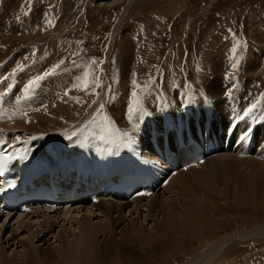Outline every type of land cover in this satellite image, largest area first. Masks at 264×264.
Returning <instances> with one entry per match:
<instances>
[{
    "label": "rangeland",
    "instance_id": "rangeland-1",
    "mask_svg": "<svg viewBox=\"0 0 264 264\" xmlns=\"http://www.w3.org/2000/svg\"><path fill=\"white\" fill-rule=\"evenodd\" d=\"M4 1H8V5L13 8L14 14L11 13V10L8 11L11 16L9 19L12 20L15 15L20 24L24 25L19 27L16 32L8 33V31H5L6 33L4 35L2 34L3 36L1 37L8 42L14 40L12 43H15L14 46H18V48L14 49L15 47L11 46L12 48L3 50V48L0 47V62L11 54V52L14 53V56L12 55L10 57V59L13 60L18 52L20 53L25 47L27 48L29 45V47L34 46L33 51H36L38 45H42L41 42H47L49 50H55V52L60 54L57 64L63 61V63L60 64L61 67L58 69H62L67 64H80L79 68H82L83 71H86V73L90 74L92 77V79H90V84L87 81V83L84 82V85L87 84L86 90H88V86H90L89 92H85L88 94V97L85 99L83 98L84 103L83 101L81 103H76L75 101L62 100L54 106L49 107L56 102L58 95L63 92L60 85L54 82L53 90L50 95L46 94L49 88L43 84L48 83L47 78L45 81H40L34 86V88L38 89L40 95H45V97L49 96V99L52 101L49 106H46L49 107V113L46 114L47 116L50 114L49 116L52 119L56 118L55 113L57 112L58 106H66V109H58L60 110L58 114L64 116L60 122L51 124L46 128L37 126V123L28 124V133L34 135L38 133H50L51 135L48 137L51 139L55 137L59 143H56L54 146L60 145L62 141H64L60 146L64 148L65 152H67V148L74 150L71 148L72 146H69V142L68 146L65 145L67 144V140L70 139L71 133H85V131L82 130L86 125L94 130L96 135L103 132L104 126L108 125L109 128L114 126L112 123L114 121V116L109 113V118H106L104 115H101V111L105 109V111L108 112V107L112 101L113 107H120V101L110 99V95L114 88L117 90V87H121V81L125 79H127V90H129V87H134L130 95L131 100L134 101V99H138L140 102L141 100L144 102L143 98L149 93L151 87L157 86L158 88L162 86L163 89L164 85L168 84L175 88L174 90L176 91L182 88L185 89L186 86L183 85L190 84V79L195 81L194 78H196L197 75H206V70L209 71L212 62L225 60L224 63H226L228 67H226L228 73L224 74V77L227 76L228 78L231 75L228 79L229 81L232 80L231 82L234 83L235 89L240 88L244 83L248 86L245 88L247 91H244L246 95L253 93V91L264 92V49L260 50L261 46L259 45L261 44L253 40V37H256L257 34L259 37L264 36V34H261L264 32V0H118L120 3H112L115 0H30V3L28 0H0V12L4 11L2 6V2ZM16 3H18L17 8L15 5ZM58 7L62 12V16L55 20L53 17L55 16L56 18L57 16ZM15 8L16 10H14ZM84 8H86V10ZM25 12H27L28 15H24L23 13ZM25 19H27V21ZM8 26V30L11 29V31L15 28L11 24ZM112 32L114 33V37ZM231 32L237 37L236 40L231 37ZM17 36L22 39V36H27L24 42L25 46L21 45L19 42V45L17 44L15 40L18 38ZM136 36L140 38L142 43V46L139 48L136 46ZM7 37H9L10 41ZM29 37L30 39L35 37V39L38 40H33L31 41L32 43H29ZM231 39H233V41H231ZM213 42H215V44ZM254 43L255 45H253ZM10 45L9 43L8 47H10ZM76 45L77 47H75ZM234 46L237 47L235 59L239 60L236 68L232 67L234 62L232 48ZM223 47H225V49L221 50ZM214 48L218 51L221 50L220 53H217V50ZM17 49L21 50L17 51ZM210 50L211 52H209ZM213 50L215 51L214 53H212ZM224 51L228 53L226 59L222 60V57L226 56ZM29 52L31 56L27 55V57H30L32 60L36 53L33 55L32 49ZM256 52L259 53L258 55H261L257 56L258 60L254 63L252 61L255 58L253 53ZM209 54H212V56ZM106 55L109 56L107 64L105 63ZM216 55H218V57ZM23 56L24 54L21 56V59ZM206 56H210V59L208 57L206 58ZM212 57L215 58L212 59ZM137 58L140 61L139 64H136ZM215 59H217V61ZM31 60L25 64L23 70L25 71L23 75L27 76L26 82L28 83L30 80L34 79L33 77L38 76V73L34 70L32 72L26 71ZM210 61L212 62L210 63ZM4 62L5 60L2 63ZM246 62L250 64L246 65ZM252 62L254 65H251ZM256 62H259V66L255 65ZM262 62L263 64H261ZM86 66L88 71L85 70ZM49 67L48 64L46 68L48 69ZM46 71L47 70L43 69L40 73L42 74ZM251 72L256 75H250L249 73ZM106 74L109 76V79H104ZM23 75L20 77L19 86L22 85ZM52 75H45L43 77H51ZM55 75L57 74L55 73ZM207 76L209 77L210 75ZM159 77H161V84L158 85L156 81ZM241 80H243V83ZM133 81H135L136 84H134ZM106 82L108 83L106 84ZM54 85L56 87H54ZM227 85L228 84H225V86ZM93 87L95 88L94 92H92ZM105 88L107 89L106 91ZM152 89H154V87L151 88V90ZM235 89L233 88L231 91ZM128 92L130 93V91ZM133 92L136 93L135 98L133 97ZM172 92L165 96L162 94L158 95V98H160L158 99V104H165L160 100H167L174 106H178L180 102L179 100L177 101ZM74 93H79V89L74 90ZM105 93H107L106 98H104ZM206 93L209 98H214L208 91ZM13 94H16L15 91ZM71 95L72 94H68V96ZM26 98L29 99V93ZM76 99L77 98H75V100ZM102 99H107V106H103L99 110V116L98 112H96V107L101 104ZM153 106L156 107V103L153 104ZM46 107H43V109ZM164 107L166 109L164 108L165 110L160 112L161 117L165 120V128L168 127L169 131H171L170 129L174 126L170 124V118L167 116L166 104ZM261 108L262 106L259 105L257 110L262 112L263 110ZM150 110L153 114L158 115L156 110H152V108ZM206 112L208 113H206V115L209 116V111L206 110ZM91 113L92 115H90ZM71 116L75 117L71 119ZM87 118H89V121H87ZM71 120L72 122H70ZM128 120L125 122H128ZM128 123H124V125H128ZM2 130L3 131L0 132L5 134L4 129ZM257 130L264 132V126L262 129ZM23 133H25L24 130H18L16 132V134ZM104 133L108 135L107 133L109 132L104 131ZM110 133L118 134V131L112 129ZM64 135H67V137L69 136L67 140ZM61 137L65 140L60 139L59 142L58 139ZM8 139L14 142L15 138L9 136ZM40 142L50 144L44 140ZM63 145L66 146V149ZM220 157L222 156L220 155ZM228 172L229 174L232 173L231 175L235 174H233V170H228ZM225 174H220L221 179L229 176ZM259 177L261 179L263 177V181L261 180L260 182L259 180V184L253 182L250 187H247L249 191L247 202L239 203V205L236 203L230 205L224 217L215 219L204 231L205 233L203 234L205 235L199 236L200 238L198 237L200 240L198 238L192 239L198 240V243L194 245L195 247L182 243V246L179 248H173L172 252L168 250L164 252H154L150 247L144 248L141 245H138L137 248H131L129 247L130 242L120 237L119 231L122 225L119 223L117 232L113 234L110 239L109 237L106 239L104 237L97 238L98 244H100L99 251H109V253L103 256L97 264H125L127 261L131 262V264H189V261H192L195 254L202 251H210L217 243H222L223 245V248L220 249V254H222L220 257L223 260L227 258L226 253L228 252L227 254L231 256L230 259L234 260L235 264H264V232L261 233V231L264 230V199L260 198L254 200V189H260V184H262L261 187L264 186V176ZM161 189L162 190L156 193L160 196V199L170 196L171 193L163 190V188ZM260 191L263 193L262 190ZM261 195L262 194H259L260 197ZM150 197L151 196H148V198ZM104 198L112 200L108 197ZM225 200H228V198H225ZM77 205H80V203L73 204L70 209ZM63 211L60 210V213ZM60 213L57 215H61L62 218L63 213ZM127 214L128 211H126V215ZM1 215L2 214H0V226H3V228L0 227V234L3 238L0 243L1 247H7L5 249L6 253L11 254L9 258H15V255H18V262L25 264L24 259L20 258L21 254L24 257L25 251L26 253H32L35 250V248L30 245L29 241L31 238L29 240L26 239L29 235V231L25 228H21L20 231L16 229L18 227L15 226L18 218L16 215H13L11 221H9L11 215L10 217L9 214L8 217L7 214H3L5 216ZM137 215H139V218L137 217L136 223L138 224L136 225L139 226L142 222L148 234L153 228L154 218H149L147 220L142 210L140 213L138 212ZM69 216L71 217V215ZM69 216L68 218L66 216L67 219L65 224L60 221L59 224V222L57 223L55 221L51 231L45 230V222L44 225L42 223L44 229L41 230L42 227L37 226L38 219H32V225L29 227L31 230L30 232L34 233L39 230V232H42V236L46 233L49 240L44 243V241H39L37 237L34 246L46 249V252L48 253L49 251L50 253L49 259L52 258V261L37 262V264L72 263L63 261L59 258L60 251L58 252L55 249V247L59 246L57 244H63V240L58 241V239H55L57 235L64 234L62 235L64 243L72 239L74 240L78 236L79 230L74 224L71 226ZM135 216L133 215L132 217ZM72 217L76 216L74 215ZM156 219L160 220L161 216H158ZM126 220L127 217L122 224H125ZM34 222L36 223L34 224ZM9 225L14 226L13 230L8 227ZM48 231L50 233L52 232V234L50 235ZM251 234L252 236H248ZM203 237H207L208 242L204 243L202 241ZM155 246L158 248L163 247V245L158 243ZM122 248L125 252L122 251Z\"/></svg>",
    "mask_w": 264,
    "mask_h": 264
},
{
    "label": "bare ground",
    "instance_id": "bare-ground-1",
    "mask_svg": "<svg viewBox=\"0 0 264 264\" xmlns=\"http://www.w3.org/2000/svg\"><path fill=\"white\" fill-rule=\"evenodd\" d=\"M112 3H120V2H118V0H115ZM17 4L18 3L15 4L16 8H17ZM2 6L4 8V11L0 12V47L3 48V50H6L12 47H15L14 46L15 43H12V41L14 42V40L10 41L9 37H7L8 40L10 41L8 42L6 39H4L1 36H3L7 31L8 33L16 32V30L18 31V28L24 24L21 25L20 22L16 23L15 15L12 20L9 19L11 18V16L8 11L11 10V13L13 14L14 12H13V8L10 5H8V1L2 2ZM16 8L14 10H16ZM25 20L27 21V19ZM9 24L15 27L13 31H11V29L8 30ZM261 34H264V32ZM112 35L114 37V33ZM22 37L23 39L18 37L15 40L17 44L19 42L21 45L25 46L24 42L27 36H22ZM32 38L30 39L29 37V41H28L29 43L33 40H38V39H35V37H32ZM253 40L261 44L259 45L261 46L260 50L264 49V46H263L264 36L259 37V35L257 34L256 37H253ZM9 43L11 44L10 47H8ZM213 43L215 44V42ZM41 44L42 45H39L38 47V53H36L35 57L31 60L29 67L26 68V71H29V72H32L33 70L36 71L38 73V76L41 74L40 72H42L43 69L47 70L46 67L48 66V64L51 67L57 64L59 62L58 58L60 56V54L55 52V50L51 49L52 50L51 51L48 49L47 42H41ZM253 45H255V43ZM29 46L27 48L25 47V49L23 50L17 49V51L18 50H21V51L20 53L18 52L17 56L14 57L13 60L8 59V61H5L4 63L0 64V96L2 97L7 96L9 90H11L12 96L10 97V99L12 97H15L14 101H12L10 105H9L8 100H5V101L2 100V102H0V110L2 111L4 110L3 112L0 111V116H2V118H0V131H3L2 129H4V133H5L3 134L2 132H0V139H3V138L6 139L9 136H12L13 138H15L14 142H16L18 141V138H16V135L29 136V135H26V131L28 132V129H27L28 124L37 123L36 124L37 126L46 128L51 124L58 123L61 121V119L64 118V116L58 114V112L60 111L58 109L59 108L66 109V106H58L57 112L55 113L56 118L54 119H52L49 116L50 114H48V116L46 115L47 113H49L48 112L49 107L54 106L56 103H59L62 100L75 101L76 103H81L83 101L84 103V99L88 97V94L85 93L87 91L86 90L87 87H85L84 85V87L80 86L78 88L77 83H76V81L78 80L79 71L81 70L79 68L80 64H67L62 69H58L55 71L57 72L56 73L57 75L53 74L55 76L47 77L48 83H43L44 85H46V87L49 88L48 92L46 93L47 95H50L52 93L54 82L60 85L63 92H61L58 95L56 102L49 106V104L52 101L49 99V96L45 97V95H43V96H40V98L45 97V100L41 99V105L35 100H33L30 102L29 104L30 106L24 109L25 107L24 104L29 103V99L26 98L27 94H25L24 91H20L19 93H17L16 88L19 86L20 77L24 74L25 71L23 70L17 71L16 74H12V72L16 66V61L21 59V56L23 54L24 55L28 54L31 56L29 51L33 49L34 46H31V47ZM16 48H18V46L15 47L14 49ZM224 49L225 47H223L221 50H224ZM221 50L219 51L217 50L216 52L220 53ZM209 52H211V50ZM214 52L215 51L213 50L212 53ZM224 52L226 53V51ZM227 53H226V56L221 55L223 56L222 60L226 59ZM258 54H259L258 52L253 53V56L256 58L252 60L254 63L256 60H258L257 56L261 55V54L260 55ZM210 56H212V54ZM210 56H206V58L208 57L210 59ZM216 56L218 57V55ZM214 58L215 57H212V59ZM215 60L217 61V59ZM224 61H219V60L217 62L210 61V63L212 62L211 63L212 65H211V68L209 67L210 69L208 68L209 71L206 70L207 74L197 75V77L194 78L195 81L190 79L189 80L190 84L183 85V86H186V88L183 89V91L185 93H191V90L193 87L195 88L199 87L204 92L208 91V93L213 95L215 99L214 98H210V99L215 103V106L217 108L216 115H218V117L222 116L223 126L225 127L226 124L228 126V123H229L228 116L230 115L232 111L237 110L235 106L238 104L242 105L246 101H248L250 104L258 103V106L261 105L262 106L261 109L264 110V92L263 91H258V92L253 91V93L248 92L250 94L246 95L244 91H247L245 88H247L248 86H246L243 83V80H241L243 85H241L240 88L235 89L236 87L234 86V83L231 82L232 80L229 81L228 79L231 75L228 78L227 76L224 77V74L228 73L227 72L228 67L226 66V63H224ZM253 62L251 63V65L253 64ZM259 62L258 63L256 62L255 65L259 66ZM248 64L250 63L246 62V65ZM261 64H263V62ZM59 72H62V73H59ZM249 74L253 75L255 73L251 72ZM207 75H210V76L208 77ZM26 81H27V76L23 75L22 84L24 83L28 84V82ZM107 83L108 82H106V84ZM225 84H228V85L225 86ZM126 85H127V79H125L124 81L123 80L121 81V87L120 88L117 87V90L116 88H114V90L112 88L113 92L110 95V99L119 100L121 105L118 108L113 107L112 106L113 101H112V103L108 107L109 113L112 116H114V121L112 122L114 126L112 128L111 127L109 128L108 125L103 127V132L104 131L109 132L107 133L108 135H105L104 139L106 140L113 138V135L110 134V130L112 129L118 131V134L128 133L129 137H133L135 135L134 133L136 132V130L138 128H141V126L139 125H145V120L144 118H142L141 115H139L134 122L133 121L130 122V120H128L129 107L134 106V105H133L131 98L128 97L129 90L126 89L127 88ZM54 87L56 86L54 85ZM233 88L235 90L231 91ZM76 89L77 90L79 89V93H74V90ZM174 89L175 88H173L171 85H168V84L164 85L163 89L160 91V95L162 94L165 96L166 94L172 92ZM14 91L16 94H13ZM180 91L181 90H177V91L174 90L172 92L173 96L176 97L177 101H178ZM68 94H72V95L68 96ZM192 96H193V91H192ZM75 98L77 99L75 100ZM143 99H144L145 104L143 100H141V102L137 105L139 106L137 107L138 109L151 111L150 109L152 108V110L154 109L157 111L156 107L153 106V104L158 103V99H160L158 98V94L156 90L154 89L150 90L149 94H146ZM160 101L163 102V100H160ZM14 103H16V107ZM124 103H125V107H124ZM232 104H233V108H231L230 111L228 112V106ZM164 105L165 104H161L162 110L160 112L166 109ZM46 106H49V107H46ZM43 107H46V108L43 109ZM71 117H72L71 119H73L75 116H71ZM127 120L129 122L128 125H124L125 121ZM70 122H72V120ZM18 130L19 131L24 130L25 133L16 134ZM6 133L8 134V137H5ZM102 133H99L98 136L102 135ZM64 137L67 140L69 136L67 137V135L66 136L64 135ZM60 139L65 140L64 138L61 137L58 139L59 142H60ZM39 140L43 141L40 137H39ZM63 142L64 141H62V143ZM68 142L69 140H67V144H65L66 146H68ZM263 142H264V132L257 130L256 137L251 146L254 149V151L259 150L258 148H260V150L256 152V154L259 156H262L264 154ZM140 143L146 148V150L149 149L148 145L145 143L143 139L140 140ZM45 145L51 146L52 144L45 143L44 146ZM66 146H65V149H66ZM75 147L72 146L71 148L75 150ZM66 150H67V156L70 157V155L74 154V150H71L68 148ZM221 156L222 157L218 155L212 158H208L207 160L203 161L197 166H194V167L190 166V167L184 168V170H180L175 173H172L170 178L168 179V183L163 188V190L171 194L170 196H166L161 199L159 198L160 196L156 194L157 192L162 190L161 188H159L157 191H154L152 195H150L151 196L150 198L141 195V196H138L136 200L131 201V202L127 200L114 199L113 197L112 198L108 197V198H111L112 200H108L105 198L103 199L102 197H99L97 201L95 202H88L87 204H84L82 202L83 204L81 203L80 205L74 206L73 208L68 209L66 211L62 210L63 212L61 213H60V210L57 209L61 206L56 207V210L48 211L45 209H40V210H34L30 213H24L23 214L24 216H19L17 218L16 223L14 222L16 225L15 224L14 225L18 226L16 229L19 231L21 228H25L26 230L29 231V235L26 237V239L29 240L31 238L29 242H30V245L35 248V250L32 253H26L25 251V254H24L25 256L23 257L21 254L20 258L24 259L25 264H37V262L52 261L51 260L52 258L49 259V255H50L49 251L47 253L46 249H42L40 247L34 246V242H35V239H37V237L39 238V241H44V243H46L49 240H48V236L46 235V233L45 235L42 236V232H39V230H37L34 233L30 232L31 230L29 229V227H31L30 225H32L31 221L32 219L37 218L38 225L37 224L36 225L38 227H42V229L40 228L41 230L44 229L43 225L45 222L46 223L45 230L51 231L53 224H55V221L57 223L59 221L64 222L65 224L66 219L68 218L69 215H71V217L69 216L70 218L69 221H70L71 226L74 224L75 226H77V229L79 230L78 236L74 240L72 239L69 242L64 243V239L62 236L64 234L62 233L61 235H57L55 239H58V241L63 240V244L62 245L61 243L57 244L59 246L55 247V249L58 252L60 251L59 258H61L63 261H66V262H72L73 264H97L100 261V259H102L103 256H106L109 253V251L108 250H102L101 252L99 251L100 244H98L97 238L104 237L106 239L107 237H109L110 239V237H112V235L117 232L119 223H121L122 225L120 226V231H119L120 237L127 240V242H130L129 247L131 248L133 247L137 248L138 245H141L144 248L150 247L154 252H157V251L164 252L166 250H168L169 252H172L173 248L174 249L179 248L180 246H182V243H185L188 246H194L195 243H198V240H192V239H197L199 236L205 235L203 234L205 233L204 231L210 226V224L214 222L215 219L224 217L230 205H233L235 203L239 205V203H245V201L247 202V199L249 197V191L247 187H250L253 182H257L259 184L261 180L263 179L262 176H264V162L262 160L258 161L257 159H254L253 157L240 158L239 156H236L229 152L224 153ZM234 156L238 159H236ZM228 170L230 171L233 170L234 171L233 174L235 173L234 175L236 176L231 175L232 173L229 174ZM226 172H228L227 174L229 176L225 174ZM222 173L223 175L225 174L228 177L221 179L220 174ZM259 176H261L262 179ZM261 185L262 184H260V189H257V188L254 189V200H258L260 198L264 199V186L261 187ZM260 190H262L263 193H261ZM259 194H262L261 197L259 196ZM225 198H228V200H225ZM231 201H233L234 203ZM141 210L145 214V218L147 217V220L149 218H152V219L154 218L153 228L148 234L142 222L139 226L136 225L138 224L136 223L137 217L139 218V215L137 214L138 212L140 213ZM126 211H128L127 215H126ZM58 213L60 214L63 213L62 218H61V215H57ZM0 214L2 213L0 212ZM74 215L76 217H72ZM133 215L134 216L137 215V216L132 217ZM157 215L161 216L160 220L156 219L158 218ZM126 217H127V220L125 224H122V222L124 221ZM12 219H13V216H11L9 221H11ZM35 223L36 222H34V224ZM0 227L3 228L2 225ZM8 227L12 228L11 230H13L14 228V226H10V225ZM32 231H35V230H32ZM49 231L48 233H50ZM262 232H264V230H262L261 233ZM51 234L52 232L50 233V235ZM248 236H252V234ZM207 239H208L207 237L206 238L203 237L202 241L206 243L208 242ZM2 240L3 238H2V235L0 234V243L2 242ZM157 243L160 245H163V247L162 248L156 247L155 245ZM216 246L214 245V247L210 249V251H206V252L202 251V252H199L198 254H195V256H193L192 261L191 260L189 261L190 262L189 264H200V263L202 264H235L234 260L230 259L231 256L227 254L228 252L226 253L227 258L225 260L221 259L220 256L222 254H220V249L223 248L222 243H217ZM6 248H7L6 246L5 248L1 247V244H0V264H22V262L21 263L18 262V257H19L18 255H15V258H9L11 257V254L6 253V250H5ZM122 251H124L123 248H122ZM125 264H131V262L127 261L125 262Z\"/></svg>",
    "mask_w": 264,
    "mask_h": 264
},
{
    "label": "snow or ice",
    "instance_id": "snow-or-ice-1",
    "mask_svg": "<svg viewBox=\"0 0 264 264\" xmlns=\"http://www.w3.org/2000/svg\"><path fill=\"white\" fill-rule=\"evenodd\" d=\"M28 2L30 3V0H28ZM23 14L24 15H28L27 12H25ZM236 51H237V47L234 46L232 48V53H233V57H234V62L232 64L233 68H236L238 63H239V60L235 59ZM62 63H63V61L60 62V64H62ZM60 64L55 65L52 71L54 72L56 69H58L60 67ZM48 74L49 73H45V75H48ZM43 78H44L43 76H37L34 79L30 80L29 83L24 88L25 94H28L29 92L34 91V86H36L38 81L42 80ZM5 79H7V78H5ZM133 83L135 84V81H133ZM85 87H87V84H85ZM133 97L134 98L136 97V93L135 92H133ZM2 100H3V97L0 96V102H2ZM139 103H140V101L138 99H134L133 105H138ZM100 107L102 108L103 106L101 105ZM257 107H258V103H252L247 109L244 110L243 115L239 116V119L243 120L246 117L251 116L252 113L254 112V110L257 109ZM137 111H140L137 107H135V106H130L129 107V114H130L129 115V120H130V122L132 120V115L131 114L135 113ZM0 118H2V116H0ZM253 118L255 119V117H253ZM232 130H233L232 128L229 129V131H232ZM252 131H253V129L251 128V126H249L244 132L241 133L240 139L241 140L247 139ZM124 135L128 136V133H124ZM5 143H6L5 141L0 140V145H3ZM0 190H2V189H0Z\"/></svg>",
    "mask_w": 264,
    "mask_h": 264
},
{
    "label": "crops",
    "instance_id": "crops-1",
    "mask_svg": "<svg viewBox=\"0 0 264 264\" xmlns=\"http://www.w3.org/2000/svg\"><path fill=\"white\" fill-rule=\"evenodd\" d=\"M31 54V53H30Z\"/></svg>",
    "mask_w": 264,
    "mask_h": 264
}]
</instances>
